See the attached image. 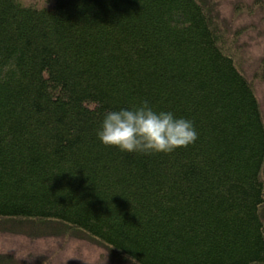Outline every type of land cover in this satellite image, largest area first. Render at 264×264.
Returning a JSON list of instances; mask_svg holds the SVG:
<instances>
[{"label":"trees","instance_id":"1","mask_svg":"<svg viewBox=\"0 0 264 264\" xmlns=\"http://www.w3.org/2000/svg\"><path fill=\"white\" fill-rule=\"evenodd\" d=\"M217 9L0 0V223L80 232L133 264H264V60L245 75ZM143 100L195 141L102 144L105 110Z\"/></svg>","mask_w":264,"mask_h":264},{"label":"rangeland","instance_id":"2","mask_svg":"<svg viewBox=\"0 0 264 264\" xmlns=\"http://www.w3.org/2000/svg\"><path fill=\"white\" fill-rule=\"evenodd\" d=\"M240 53L242 70L257 76L264 60V0H216ZM242 11V12H239ZM254 89L264 117V79ZM44 227V228H43ZM55 228V229H53ZM133 264L80 232L34 223H0V264Z\"/></svg>","mask_w":264,"mask_h":264},{"label":"clouds","instance_id":"3","mask_svg":"<svg viewBox=\"0 0 264 264\" xmlns=\"http://www.w3.org/2000/svg\"><path fill=\"white\" fill-rule=\"evenodd\" d=\"M99 141L129 153H170L196 139L192 121L170 110H155L146 100L105 110L96 130Z\"/></svg>","mask_w":264,"mask_h":264}]
</instances>
